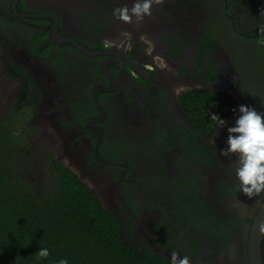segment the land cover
Instances as JSON below:
<instances>
[{"label":"flooded vegetation","instance_id":"1","mask_svg":"<svg viewBox=\"0 0 264 264\" xmlns=\"http://www.w3.org/2000/svg\"><path fill=\"white\" fill-rule=\"evenodd\" d=\"M135 2L0 0V109L28 131L32 188L47 194L58 164L136 249L250 264L264 192L241 193L220 150L240 105L264 114V0H153L121 20Z\"/></svg>","mask_w":264,"mask_h":264},{"label":"trees","instance_id":"2","mask_svg":"<svg viewBox=\"0 0 264 264\" xmlns=\"http://www.w3.org/2000/svg\"><path fill=\"white\" fill-rule=\"evenodd\" d=\"M0 112V264H170L123 240L117 219L64 167L55 164L47 194L32 188L21 160L28 131ZM42 247L47 260L36 255Z\"/></svg>","mask_w":264,"mask_h":264},{"label":"clouds","instance_id":"3","mask_svg":"<svg viewBox=\"0 0 264 264\" xmlns=\"http://www.w3.org/2000/svg\"><path fill=\"white\" fill-rule=\"evenodd\" d=\"M152 4L153 0H136L130 10L123 8L116 9L115 12H118L119 18L126 22L133 16L140 20L151 15ZM234 112H238V115L234 124L226 129L228 134L226 147L220 150V155L225 157L236 155L239 162L236 178L241 193L252 198L264 192V114L246 105H240ZM210 120L219 129L227 125V121L215 113L211 114ZM211 142L214 144L215 140ZM36 255L41 260H47L50 251L47 247H42ZM58 264H68V260L60 259ZM170 264H190V259L188 256L180 257L179 253L174 251L170 256Z\"/></svg>","mask_w":264,"mask_h":264},{"label":"water","instance_id":"4","mask_svg":"<svg viewBox=\"0 0 264 264\" xmlns=\"http://www.w3.org/2000/svg\"><path fill=\"white\" fill-rule=\"evenodd\" d=\"M18 0H15V3ZM219 86V85H218ZM74 172L79 174L82 181H89L92 189L94 191V195L101 199L104 203L109 204L111 203L112 195L109 192H105L101 187L95 185L93 182L86 178V175L81 171H76L73 169ZM264 239V204L263 207L260 209L258 214L256 215L248 239V256L250 264H264L263 255H262V244Z\"/></svg>","mask_w":264,"mask_h":264},{"label":"rangeland","instance_id":"5","mask_svg":"<svg viewBox=\"0 0 264 264\" xmlns=\"http://www.w3.org/2000/svg\"><path fill=\"white\" fill-rule=\"evenodd\" d=\"M262 90H263L262 94H263V97H264V89H262Z\"/></svg>","mask_w":264,"mask_h":264}]
</instances>
